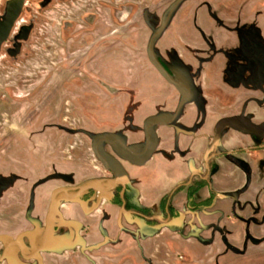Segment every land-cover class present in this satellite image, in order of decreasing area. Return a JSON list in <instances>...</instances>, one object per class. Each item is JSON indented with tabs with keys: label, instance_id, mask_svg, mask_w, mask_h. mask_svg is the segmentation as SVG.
I'll return each mask as SVG.
<instances>
[{
	"label": "rangeland",
	"instance_id": "rangeland-1",
	"mask_svg": "<svg viewBox=\"0 0 264 264\" xmlns=\"http://www.w3.org/2000/svg\"><path fill=\"white\" fill-rule=\"evenodd\" d=\"M178 1L0 0V25L11 21L6 36L0 30V256L13 240L23 244L26 256L36 249L54 189L97 182L103 166L93 150L95 135L141 132L146 116L169 109L166 95L176 100L175 87L167 86L156 71L151 41L165 54L172 41L189 73L204 63L198 58L216 66L219 84H224L225 93L232 92L226 87L225 70L231 60L239 61V51L230 54L229 40L222 42L219 52L213 50L228 36V27L242 25L248 7L264 11V0H183L177 5ZM18 3L21 7L12 17ZM171 8L172 21L157 38ZM119 11L127 16L122 21L115 16ZM202 78L195 82L204 86L202 95L213 99L210 81ZM195 131H188L185 140H194ZM99 148L110 151L106 144ZM247 161L254 171L248 196L262 204L264 193L256 195L254 188L264 179V149ZM224 171L214 184L218 190L239 189L249 180L234 164ZM58 198L60 211L63 195ZM259 214H264V206L255 215ZM196 219L216 222L241 247L244 226L222 218L219 208L201 212ZM109 243L98 253L83 254V248L74 246L43 252L32 260L10 246L0 264H137L131 241ZM198 249L189 245L175 252L189 258ZM257 249L252 255L264 256ZM263 261L264 257L254 259L252 264Z\"/></svg>",
	"mask_w": 264,
	"mask_h": 264
},
{
	"label": "flooded vegetation",
	"instance_id": "flooded-vegetation-1",
	"mask_svg": "<svg viewBox=\"0 0 264 264\" xmlns=\"http://www.w3.org/2000/svg\"><path fill=\"white\" fill-rule=\"evenodd\" d=\"M246 2L251 3V0ZM261 4L264 8V1ZM173 12L174 9L171 14ZM115 16L120 21L127 17L122 11ZM169 18L166 26L172 21ZM263 18L262 8L248 7L241 19L242 25L228 27V36L213 50L219 52L222 42L229 40L230 54L236 48L239 51V61L234 64L231 60L225 70L229 73L226 87L231 93H225L224 84L220 82V85L215 77L221 75L216 66L198 58L205 64L200 61L203 67L192 65L197 67L195 72L189 73L183 66L186 60L179 54L176 57L172 41L167 54L156 51L153 42L150 52L156 71L167 86L175 87L176 100H169L166 95L169 109L159 115L146 116L141 132L133 130L128 137L127 133H112L116 137L99 141L98 144L108 145L110 151L100 150L107 166L100 161L103 172L97 182L85 181L74 187L54 189L36 249L26 256L21 242L13 240L21 244L22 253L18 246H10H15L18 254L27 259L39 248L47 227L44 250L32 259L43 252H58L74 246L83 248V254L98 253L111 241L119 245L131 241L130 248L136 252L133 259L137 264L138 258L142 264H177L176 261L188 259L190 264H252L254 259L263 258L252 255L251 251L259 248V255L264 251V214L255 215L264 202L254 204V198L248 196L254 171L247 161L264 149V25H259ZM213 34L215 39L216 32ZM201 78L203 82L210 81L213 99L202 95L204 86L195 82L196 79L201 82ZM184 127L196 129L193 137H197L190 143L185 137L190 135L191 129L184 131ZM117 135L124 137L123 143L129 149L118 143L122 138ZM113 140L114 147L107 142ZM199 140L200 145L197 144ZM231 164L248 175V182L232 191L216 189V180ZM128 165L134 167L132 173ZM85 183L101 190L87 188L75 194L78 186ZM58 188L67 191L54 194ZM254 189L256 195L264 193V179ZM60 195H63L64 204L59 211ZM216 208L232 225L244 226L245 237L240 248L216 222L197 221L199 213ZM189 245L201 250L190 252L189 258L185 253L175 252L176 247Z\"/></svg>",
	"mask_w": 264,
	"mask_h": 264
},
{
	"label": "water",
	"instance_id": "water-1",
	"mask_svg": "<svg viewBox=\"0 0 264 264\" xmlns=\"http://www.w3.org/2000/svg\"><path fill=\"white\" fill-rule=\"evenodd\" d=\"M181 1H182V0H179V1L177 2V4H179ZM20 7H21V4L18 3V4H17V8L15 9V13H14V16H13V17H15V16L18 14V11H19ZM174 8H175V7H174ZM174 8H172V9L170 10V12H169V14H168V16H167V18H166V21H165L164 24H163V27L160 28V29L157 31L156 35H158V34L163 30V28L166 26V24H167V22H168V18H169L170 14H171V12L173 11ZM9 22H10V21H8L7 23L9 24ZM10 24H11V23H10ZM9 27H10V26H9ZM9 27H8V28H9ZM155 37H156V36H155ZM152 43H153V41H151V45L149 46V48H150L151 50L153 49ZM148 129H149L148 122H146V128H145V131H146V134H147V138H148V136H149V131H148ZM114 136L116 137L115 134H112V133H109V132H104V133H99V134H97V135H95V136L93 137V150H94V153H95L96 157H97V158H98V159H99V160H100L105 166H107V162H106L105 158H104V157L102 156V154H101V151H100V148H99V144H98V143H99V141H101L102 139H104V140H108V137H114ZM117 137H120L119 139L122 138V141H121V140H117L118 143H120V145H121L124 149H129V147H126V146L124 145V143H123L124 137H123V136H119V135H117ZM107 142L109 143V145H111L112 147H114L115 140H113V141H107ZM145 148H147V141H146ZM87 188H91V189H95V190H101L100 187H97V186H94V185H91V184H87V183H85V184H82V185L78 186V190H77V192H76L75 194H77V193H79L80 191H82L83 189H87ZM59 191L66 192L67 189H66V188H58V189L54 192V194H56V193L59 192ZM52 204H53V202H51V204H50V208H49L48 215H47V225H48V221H49V218H50V213H51ZM46 235H47V227H46V230H45V232H44V234H43V239H42V242H41L39 248L36 250V252H35L33 255L26 257L27 259H32L37 253L42 252V251L44 250V245H45V242H46ZM12 244L18 246L19 250H20L21 253H22L21 244H20L19 242H17V241H12L11 243H9V244L5 247L4 251L2 252V255L0 256V261L3 260V258H4V253L6 252L7 248H8L10 245H12Z\"/></svg>",
	"mask_w": 264,
	"mask_h": 264
},
{
	"label": "bare ground",
	"instance_id": "bare-ground-1",
	"mask_svg": "<svg viewBox=\"0 0 264 264\" xmlns=\"http://www.w3.org/2000/svg\"><path fill=\"white\" fill-rule=\"evenodd\" d=\"M14 16V13L12 14V17ZM11 17V18H12ZM11 22V21H10ZM10 22H9V24L8 23H3V24H1L0 25V30H1V34H2V36H6V33H7V29H8V27L10 26Z\"/></svg>",
	"mask_w": 264,
	"mask_h": 264
},
{
	"label": "crops",
	"instance_id": "crops-1",
	"mask_svg": "<svg viewBox=\"0 0 264 264\" xmlns=\"http://www.w3.org/2000/svg\"><path fill=\"white\" fill-rule=\"evenodd\" d=\"M127 132H124V133H119V134H122V135H125ZM128 134H132L131 132L130 133H127L126 135H127V137H128ZM130 138L132 139V137H131V135H130ZM129 167V172L130 173H132L133 172V169H134V167H132V166H130V165H128ZM69 206H71V205H69ZM111 209H112V211L113 210H115V207L114 206H112V205H108Z\"/></svg>",
	"mask_w": 264,
	"mask_h": 264
}]
</instances>
